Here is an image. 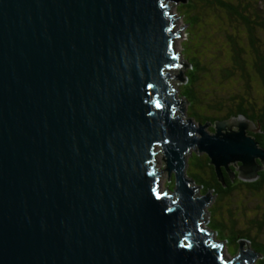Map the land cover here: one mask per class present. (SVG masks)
<instances>
[{"label":"water","instance_id":"95a60500","mask_svg":"<svg viewBox=\"0 0 264 264\" xmlns=\"http://www.w3.org/2000/svg\"><path fill=\"white\" fill-rule=\"evenodd\" d=\"M0 0V264H254L201 227L215 197L186 175L204 154L222 187L264 172L259 125H195L165 2ZM159 105V107H157ZM208 128H211L210 132ZM160 155L173 188L160 190Z\"/></svg>","mask_w":264,"mask_h":264},{"label":"trees","instance_id":"16d2710c","mask_svg":"<svg viewBox=\"0 0 264 264\" xmlns=\"http://www.w3.org/2000/svg\"><path fill=\"white\" fill-rule=\"evenodd\" d=\"M178 8L183 10V16L187 20L188 30H196L199 25L204 26L208 15H216L225 25L222 38L229 49V62L217 75L219 85L227 84L229 87L224 94L211 101L201 102L195 94V87L203 79L207 68L202 61L196 60L194 50L187 56L186 46L183 47L185 58L189 68L184 72L185 82L181 85L179 95L187 104L190 117L197 123H214L230 117L243 116L251 120L255 126L259 125L260 132L253 137L259 146L264 148V7H260L264 0H186ZM200 17V19L198 18ZM250 60V64L248 63ZM249 65V69L247 68ZM239 80V87L231 86V79ZM257 83L259 95L252 94V84ZM201 103V105H199ZM205 105L211 112L210 115H199L198 110ZM211 132L212 129L208 128ZM188 171L186 175L201 188V193L211 191L215 195V203L226 199L236 189L237 179L230 180L223 172L224 183L222 187L218 182L213 168L208 163L206 156H196L194 162L188 159ZM259 177L251 183H242L249 191L258 192L264 183V172H259ZM173 181L166 186L173 188ZM223 205L217 206L212 211L208 210L212 217L208 223L209 231L216 234L219 242H224L227 252L235 254L238 251V241L246 239L250 247L258 253L259 258L255 264H264V243L258 242L248 235L247 231L237 230L236 220L230 217L228 224L223 220ZM227 214L232 213L228 209ZM216 214V215H215ZM218 215V216H217ZM251 227L261 230L264 227V219H254Z\"/></svg>","mask_w":264,"mask_h":264},{"label":"rangeland","instance_id":"374dc122","mask_svg":"<svg viewBox=\"0 0 264 264\" xmlns=\"http://www.w3.org/2000/svg\"><path fill=\"white\" fill-rule=\"evenodd\" d=\"M231 1L233 2V0ZM185 2L187 1L185 0ZM181 4L182 3L180 1L166 2L165 4L171 16L175 17V19L173 20L174 31L181 28L187 22L185 17L182 15L183 10H180L178 8ZM260 7H264V2L261 3ZM198 18L200 19L199 16ZM224 30H226L225 25L222 24V22L218 19L216 15H212V16L208 15V18L204 26L199 25L196 30L192 29L190 30L189 33L188 25L186 24V26L183 27L178 32L179 36L175 40L174 48L178 55L179 62L188 65L187 63L188 61L185 58V53L187 56H190L192 55V52L195 50L198 53V56L196 53L195 55L192 56L199 61V64H201L200 62L202 61L204 67L207 68V72L204 73L203 79H201L199 82V86H196L194 89L198 100L201 101L202 103L205 101H211L213 99H217L224 94L225 90H227L228 88H232L229 87V85L227 84L219 85V81L217 79V75L219 71L228 65L229 56H230L227 44L224 42L222 38ZM184 45L186 46L185 53L183 52ZM248 63L250 64V60H248ZM188 68L183 69V71L181 72L182 77L184 79H185L184 72ZM247 68L248 69L250 68L249 65H247ZM182 84L183 83H179L175 81L170 82L172 89L175 91L174 92L175 97L184 102L183 115L189 119H192L189 115L190 112L187 108V104L179 95V90ZM230 84L234 88L239 87V80L236 78L235 80L231 79ZM252 87H253L252 94L259 95L260 90L257 87V83H253ZM199 105H201V103ZM198 114L206 116V115H210L211 112L205 105H203L202 108L200 107V109L198 110ZM194 123L195 125L198 124L195 121ZM196 156H200L201 158L202 156L205 155L197 154L194 151H191L190 155L186 157V168H185L186 173L189 168L188 167L189 157L191 163L195 161ZM155 161L158 171L160 172L162 171L160 173L159 184H160V190L164 191L165 188H168L166 186V183L168 182L166 181L167 173L166 171L162 170L164 169V163L163 161H161L160 155H158L155 158ZM172 181L173 179L171 177L169 182ZM200 194L202 193H201V188L199 187L198 195ZM215 200H216L215 197L212 198L210 204L205 207V214L200 222L201 227L203 229H208V223L212 218L208 210L211 209L212 211L214 208L222 204L223 208L226 209L223 212V220L226 224H228V221L231 217L232 219L236 220L237 230L247 231L250 237L255 238L258 242L264 243V227H262V229L259 231L255 227H251L250 225V222L252 223L254 219L258 221L264 219V183L258 192L249 191L247 190L246 187L242 185H237L236 189L232 191V193L222 202L215 203ZM228 209L232 213L230 216L227 214ZM210 232L212 238L214 240H217L216 234L212 231H209V233ZM220 243L222 245L223 254L227 259L236 255V253L231 254V252H227L224 242H220ZM258 258L259 257H257L254 264L257 262Z\"/></svg>","mask_w":264,"mask_h":264},{"label":"flooded vegetation","instance_id":"af4514ba","mask_svg":"<svg viewBox=\"0 0 264 264\" xmlns=\"http://www.w3.org/2000/svg\"><path fill=\"white\" fill-rule=\"evenodd\" d=\"M262 172V171H261ZM258 177H259V174H258ZM237 179V178H236ZM258 179V178H257ZM237 183L239 184V185H242V183H251V182H242V181H240V180H238L237 179ZM243 186V185H242Z\"/></svg>","mask_w":264,"mask_h":264},{"label":"bare ground","instance_id":"6f19581e","mask_svg":"<svg viewBox=\"0 0 264 264\" xmlns=\"http://www.w3.org/2000/svg\"><path fill=\"white\" fill-rule=\"evenodd\" d=\"M165 3H166V2H165ZM173 31H174V30H173ZM178 36H179V35H177L176 38H178ZM177 61H179V60H178V55H177ZM204 214H205V209H204ZM204 214H203V216H204ZM206 230L209 232V229H206ZM210 233H211V232H210Z\"/></svg>","mask_w":264,"mask_h":264},{"label":"snow or ice","instance_id":"6c2138e0","mask_svg":"<svg viewBox=\"0 0 264 264\" xmlns=\"http://www.w3.org/2000/svg\"><path fill=\"white\" fill-rule=\"evenodd\" d=\"M157 107H159V105H157Z\"/></svg>","mask_w":264,"mask_h":264}]
</instances>
